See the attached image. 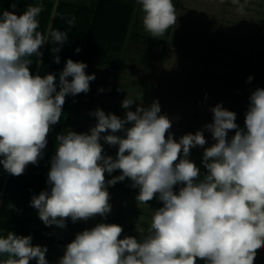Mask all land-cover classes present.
I'll return each mask as SVG.
<instances>
[{
	"label": "clouds",
	"instance_id": "9594fccd",
	"mask_svg": "<svg viewBox=\"0 0 264 264\" xmlns=\"http://www.w3.org/2000/svg\"><path fill=\"white\" fill-rule=\"evenodd\" d=\"M136 3L142 26L153 38L164 36L177 23L173 0ZM233 3L243 14L239 0ZM11 8L0 14V164L19 177L42 158L66 97L88 93L96 76L86 74L87 64L72 59L66 61L58 83L56 74L33 75L31 57L42 58L41 48L51 39L54 62L59 64L57 54L69 37L51 26L47 35L38 31L41 7L28 5L21 15L15 14L17 3ZM74 23L75 18L68 20L70 27ZM253 79L248 77V82ZM134 103L128 97L122 101L124 118L101 109L91 113L97 123L90 133L69 129L58 134L49 190L34 195L30 206L48 227L65 229L67 219H106L112 210L107 189L125 179L139 189L138 205L158 198L163 206L153 211L143 239H121L120 225L99 223L78 233L58 264H255L264 250V88L250 94L244 128L236 123L235 112L218 104L209 109L212 123L178 142L169 134L172 121L161 114L158 100L132 111ZM205 131L214 141L207 148ZM230 131L235 135L229 139ZM101 141L118 147L115 158L104 155ZM197 146L204 149L203 176L189 159ZM117 170L122 174L106 180V173ZM9 208L15 210L12 204ZM143 220L138 218V233L144 232ZM47 252V247L33 245L31 235H0V257H5L0 264H48Z\"/></svg>",
	"mask_w": 264,
	"mask_h": 264
},
{
	"label": "trees",
	"instance_id": "16d2710c",
	"mask_svg": "<svg viewBox=\"0 0 264 264\" xmlns=\"http://www.w3.org/2000/svg\"><path fill=\"white\" fill-rule=\"evenodd\" d=\"M239 2H241V4L247 2L251 7L257 5L256 0H239ZM12 3H17V8L15 10V14L17 15L23 14L28 5L41 7L42 11L37 17L40 22L38 31L47 35L49 26H51L52 30L64 31L69 37L62 50L57 54L60 57L59 64L54 62V54L52 53L51 49L52 47H55V45L52 44L51 39H49V44H46L41 48V52L43 53L42 58H37L35 56L31 57L33 64L31 65L30 71L33 73V75L37 73L41 75L56 74L58 83L59 74L63 71L68 59H72L74 62H83L87 64V68L85 69L87 75H93L95 72L98 74L100 71L102 72V68L116 71V79L112 80L114 85L110 87L108 101L103 107V111L106 114H111L110 106L114 102V95L117 92L115 86H119L121 80H129L131 78L124 75V70L136 69V64L145 65V60L148 58L147 56L150 52H152V50H159L162 52L165 47L169 50H171L173 47L170 39L163 41L153 38L151 37L150 33L145 31L143 26L139 24V21L141 20L140 18L143 14L140 11V7L136 3V0H0V14H2V12L5 10L12 11ZM231 5H234L233 0H218L216 11L222 7V9H224L223 13H225V11L228 10L229 6ZM72 18H75V23L70 27L68 20ZM258 22L260 28L261 22ZM253 32L254 37H252L253 33L250 32L247 35L248 39L246 38L245 41L249 42L250 39L253 38L251 41L255 44L257 37L259 39L258 32H260V30L257 28ZM209 34L210 41L208 47L206 48L204 63L208 61V63L211 62L213 65H220L219 61L208 57H211L212 53L210 51V47L215 45V42H220L219 39L222 37L215 28L210 29ZM226 40L229 41V39ZM157 42H162V45L157 46ZM227 43L228 42L224 43V40L222 42V44L225 45H228ZM77 48L81 49L79 53L76 52ZM163 54H165V56L167 55V53ZM165 56L162 58H165ZM227 57L230 60L229 62L227 61L225 63L226 66L230 67L232 65L231 61L234 59L238 70H243L240 68V64L244 62V68L248 72L246 75L249 77L251 73V57L249 55H245L244 60L241 58L243 60L242 62L239 58L237 60L236 58H230L229 56ZM38 59H42L43 63L38 65ZM209 75L210 74H208V76ZM246 75L244 74V76ZM95 76L96 79L92 82V87H90V91L88 93H81L75 97H66V103L63 106V114L61 119L57 125L53 126L52 131L48 136L47 147L44 150L42 158L38 161V164H29L26 167L25 172L19 177L13 176L6 172L3 169V165L0 164V235H6L9 231L21 236L31 235L33 237L34 246L38 244L39 246H42L41 244H43L48 248V252L46 254L48 264H58L60 258L63 257L66 249V243L69 244L75 239L74 237L69 236V231L72 230L73 227L76 229V235L81 233L80 230L82 229L90 230L88 226L82 223L83 220L73 223L70 219H67V227L62 229V233L56 234L53 232V238H51L49 235H46L47 230L45 229L46 227H44L45 224L39 219L37 210L31 207L30 204L34 195H39L42 191L49 190L47 180L48 173L51 168L50 162L57 147L56 136L66 132L69 129L75 131L78 134L90 133V130L88 129L94 127L95 124L91 125L89 122H84V120H93L95 123H97L95 118H92L89 114H86L85 111L81 110V108H84L88 105L86 102L92 97H89L88 94L92 95V88L94 87L95 89L94 84L99 80L98 77L108 78L104 74ZM168 78L169 77L164 76L161 77L159 84L163 83V79L166 80ZM69 80H71V77ZM240 83L241 84L239 87L241 89L244 87L247 93L242 95V93L235 90V93H238V99H236V102H242L243 104L241 105L239 103V107L245 106L244 109H246V106H248L249 103H245V98H249L250 93L248 90H251L252 88L246 86L244 80H241ZM253 83L255 85V82ZM102 85L107 84L103 83ZM100 86L101 82L97 84V88ZM253 89L255 90L254 87ZM156 91L164 93L168 96L165 98L163 107L161 106V108L163 109V115H167L172 121V128L178 125L177 118H179L181 115L179 112H175V115L171 114L172 104L168 103L175 102L174 99H171L172 96H174L175 99H179L180 106L181 104L183 105V100L187 102V104L189 101H191L194 105L199 101L195 96L191 99L189 97H186L185 99L182 97L181 92L171 93L166 89H157ZM152 103L153 102L151 101L150 105ZM176 105H178V103ZM238 109L241 110L242 108ZM132 110L134 111V109ZM190 116L194 118L198 116L204 120L209 117L208 115L203 114V112L195 113ZM188 118L189 116H184L183 122H181L179 125L180 130L177 131V133H174L173 129H170L169 134H176V137L174 136V138L177 140V142L179 141L180 137L185 134H189V131L194 129L191 125H189L190 119ZM210 118L208 121H211ZM198 130L195 131L197 132ZM118 135L122 134L118 133ZM206 135H208V132L205 133V136ZM206 140L208 142L211 141L207 138ZM101 143L104 147V155L115 158L118 152V147L107 145L103 141H101ZM205 148H207L206 145ZM203 152L204 149L197 146L191 150L189 157L190 161L194 162L197 167L200 168L202 176L206 174V169L202 164ZM121 174L122 173L119 170L112 173L111 175L106 173V180H110L113 177ZM131 183L132 182L129 179H125V181L118 182L115 186L108 187L107 190L111 197L109 203L112 206V210H114L108 214L109 219L112 220L109 224H117L122 227L124 220H127V218L123 216V212L126 211V209L131 210V212H140L136 206L134 207L133 205H127V200L129 197L136 198V196L139 194V189L132 188ZM177 187L179 188L180 186L178 185L176 188ZM176 188L174 189L175 191ZM155 199L156 201L153 200L150 201V203L158 206L159 208L162 207L163 204L157 201L158 198ZM9 204L14 205L15 210L10 209ZM141 214H143L144 217L152 216L145 213L143 210H141ZM94 221L96 222L95 218ZM133 224L135 223L133 222ZM141 225L144 228V232L139 234H142L141 239H143L147 234L149 222H146L145 219ZM129 228L131 229H128L130 231H126L123 228L127 234H125L123 231V234L120 237L121 239L132 235L133 227ZM50 231H53L52 228ZM47 237H49V239H46ZM3 258L5 257H0V259ZM30 264H36V261L33 260L30 262ZM197 264L200 263L198 262Z\"/></svg>",
	"mask_w": 264,
	"mask_h": 264
},
{
	"label": "rangeland",
	"instance_id": "374dc122",
	"mask_svg": "<svg viewBox=\"0 0 264 264\" xmlns=\"http://www.w3.org/2000/svg\"><path fill=\"white\" fill-rule=\"evenodd\" d=\"M217 2L218 0H173L176 7L177 23L170 27L164 36L157 38L163 41L170 39L173 44L172 49L169 50L165 47L162 52L159 50H152L145 60V65L136 64V69L124 70V75L131 78L129 80H121L120 85L115 86L117 92L114 95V102L110 106L111 114L124 118L126 110L122 107V101L127 97L135 102L130 110L134 109L135 111L136 107L141 105L148 107L147 105H150L151 101L154 102L157 100L160 106L163 107L165 98L168 96L156 90L166 89L171 93L181 92L182 97L185 99L186 97L191 99L195 96L200 101H193L196 102L194 105L191 101L187 104V102L183 100V105L181 104L180 106L179 99H175L174 96H172L171 99H174L175 102L168 103L172 104L171 114L175 115V112L181 114L180 117L177 118L178 125L171 128L174 133L180 130L179 125L183 122L184 116H189V125L195 130H202L205 124L211 123V121L213 122V113L209 111V109L218 104H222L225 109L235 112L237 114L236 123L241 128H244L245 113L248 106H246V109H244L245 106L239 107V103L240 105L243 103L236 102L238 93H235V90L242 93V95L247 93L244 87L242 89L239 87L241 80L245 81L246 86L252 88L248 90L250 94L254 91L253 87L255 89L264 88V0H256L257 5L252 7L249 6L247 2L243 3V14L238 11V6H235L236 4L229 6V9L226 10L225 13H223L224 9H222V7L216 11ZM140 19L139 24L142 25V17ZM258 21L261 22L260 28ZM214 28L217 29L220 36L224 39L221 38L219 39L220 42H215V45L211 46L212 49L210 47V51L213 55L211 53V57L208 58H214L220 62V65H213L211 62L208 63V61L204 63L206 48L210 41L209 30ZM257 28L260 32H258L259 39L257 37L255 40L256 43L254 44L251 41L253 38H251L249 42L245 41L246 38L248 39L247 35L250 32L253 33L252 37H254L253 31ZM226 39H229V41ZM223 40L224 43L228 42V45L222 44ZM156 45L161 46L162 42H157ZM163 53H167V55L165 56ZM245 55L251 57V73L249 77H254L251 82H248V75H246L248 72L244 68V62H242L245 59ZM163 56H165V58H162ZM227 56L236 58L237 60L239 58L242 62L240 68L245 71L238 70L234 59L232 60L233 62L231 61L232 65L230 67L226 66L225 63L230 60ZM241 58H243V60ZM102 69L105 72L102 70V72L100 71L98 74L95 72L94 75L104 74L108 78L98 77L99 80L94 84L95 89L94 87L92 88V95L88 94L89 97L92 96L86 102L88 105L81 108V110L85 111V113L89 114L92 118L95 117L91 115V113L95 112L97 109L103 110V107L108 101L110 87L114 85L112 80L116 79V71L105 68ZM208 74L210 75L208 76ZM244 74L246 76H244ZM163 76L169 78L166 80L163 79V83L159 84L160 78ZM92 82H90V87H92ZM99 82H101V86L97 88ZM253 82H255V85ZM103 83L107 85H102ZM101 89L104 91L101 92ZM177 103L178 105H176ZM245 103H249V98H245ZM238 108L242 109L239 110ZM199 112H203V114L209 117L204 120L198 116L195 118L190 116ZM161 114H163L162 108ZM209 118L211 121H208ZM84 122H89L91 125L96 124L93 120H84ZM194 129L189 131V133L195 134L196 131ZM205 133H207V131H205ZM234 135L235 131H230L229 139ZM174 136L176 137V134H174ZM205 138L211 140L206 146H212L213 143L211 142L214 141L211 134L208 133ZM178 190L179 188L177 187L176 191L178 192ZM153 200L156 201L155 198ZM157 201L160 202L159 200ZM127 205L136 206L140 212H131V210L126 209V211L123 212V216L126 217L127 220H124L122 227L126 231H130L131 229L129 227H133L131 237L141 239L142 234L136 231L138 218L142 216L144 220L146 219V222H149L151 219L149 216L144 217V215L141 214V210L152 215L153 211L159 207L150 202H148V205H138L136 198L130 197L127 200ZM113 211L114 210H111V212ZM94 218L97 223L94 221ZM94 218L90 219L91 221H82V223L91 229L99 223H110L112 221L109 219V216H107L106 219L101 216H96ZM133 222L135 224H133ZM44 227H46L45 229L47 230L46 235H49L51 238H53V232L56 234L62 233V229L55 225L50 228L46 225H44ZM51 228L53 230L52 232L50 231ZM75 230V227H73V229L69 231V236L75 238ZM84 230L85 229H82L80 231L82 232ZM126 231H124L125 234H127ZM46 239H49V237ZM41 245L45 246L43 244ZM67 245L66 243V246ZM198 262L204 264V261L199 260ZM255 264H264V250L258 253Z\"/></svg>",
	"mask_w": 264,
	"mask_h": 264
},
{
	"label": "crops",
	"instance_id": "0c3cea01",
	"mask_svg": "<svg viewBox=\"0 0 264 264\" xmlns=\"http://www.w3.org/2000/svg\"><path fill=\"white\" fill-rule=\"evenodd\" d=\"M240 3H241V2H240ZM242 4H243V3H242ZM242 4H241V5H242ZM258 15H259V12H258Z\"/></svg>",
	"mask_w": 264,
	"mask_h": 264
}]
</instances>
